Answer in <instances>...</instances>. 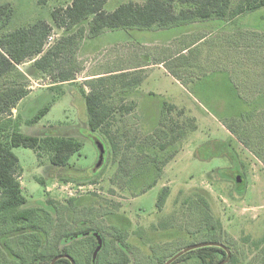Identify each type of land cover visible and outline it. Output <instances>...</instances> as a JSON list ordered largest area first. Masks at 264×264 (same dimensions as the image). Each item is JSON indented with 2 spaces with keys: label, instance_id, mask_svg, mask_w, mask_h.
I'll return each mask as SVG.
<instances>
[{
  "label": "rangeland",
  "instance_id": "1",
  "mask_svg": "<svg viewBox=\"0 0 264 264\" xmlns=\"http://www.w3.org/2000/svg\"><path fill=\"white\" fill-rule=\"evenodd\" d=\"M70 1L0 0L13 7L0 33L37 19L51 22L50 11ZM123 1L128 0H108L105 9ZM52 33L54 40L45 48L65 35L55 26ZM85 35L72 58L73 83L54 84L32 70L31 61L17 66L29 90L12 110V118L19 116L18 129L72 136L82 146L61 168L45 153L37 157L30 148H12L26 197L20 209L32 214L9 223L11 231L22 234L0 239V264H10L9 251L18 260L43 250L68 255L74 264H163L180 250L212 239L235 256V264H264V95L257 94L264 85V7L167 29ZM132 65L142 77L137 91L116 92L109 99L137 102L139 121L134 113H116L113 126L119 134L156 125L164 119L163 105L173 118L160 127L168 138L150 147L155 162H163L154 184L150 162L137 154L141 148L118 157L104 129L90 131L86 124L85 80ZM246 100L250 112H239ZM45 105L44 116L26 123ZM98 144L103 146L99 163ZM192 256L171 264H193Z\"/></svg>",
  "mask_w": 264,
  "mask_h": 264
},
{
  "label": "trees",
  "instance_id": "2",
  "mask_svg": "<svg viewBox=\"0 0 264 264\" xmlns=\"http://www.w3.org/2000/svg\"><path fill=\"white\" fill-rule=\"evenodd\" d=\"M107 1L71 0L70 3L50 11L51 22L37 19L31 24L21 25L0 33V239L2 241L17 238L22 234L20 231H11L9 223L22 222L32 214L29 209H20V206L26 203V197L22 193L19 181V160L12 148L19 146L30 148L37 157L45 153L51 165L61 168L69 163L71 156L82 146L81 142L72 136L57 134L37 136L23 133L18 129L19 116L17 114L12 118V110L29 93L28 86L24 83L26 74L19 70L17 67L19 64L31 61L32 70L39 71L43 76H50L56 85L66 82L73 83L76 66L72 58L86 36L85 32L90 37H96L103 32L114 30L167 29L195 21L230 19L264 7V0H145L143 3L128 0L119 3L112 11H107L105 9ZM12 15L13 7L10 3L0 4V28L8 25ZM53 26L58 29L63 28L65 35L61 36L52 46L45 48ZM116 71L115 73L109 71L103 76L85 80L84 85L89 88L88 91L83 86L81 87L87 110V127L90 131L104 129L106 140L111 142V151L118 157L120 153L126 157L132 154L135 148H141V152L137 154L146 156L150 162L147 165L150 169L148 174L154 173L151 181L154 184L158 177L156 173L159 172L157 167H161L163 162L159 164L158 161L155 162L152 155L154 150H150V147L154 148L158 139L162 141L168 138V132L161 130L160 127L165 124L166 120L173 118L167 106L163 105L161 113L164 119L158 120L156 125L153 124L154 122L146 124L149 127L153 124L150 128L139 125V131L133 127L134 129L130 128V131L125 130L119 134V128L114 127L118 118L115 116L116 113L119 116L134 113L132 117L135 121H139L137 113L134 112V110L138 111V103L129 101L128 104L117 103L119 104L117 105L114 99L109 98L116 92L137 91L136 88L141 84L142 77L132 72L134 70ZM261 86L257 87V94L264 95V85ZM248 90L249 86H246V94ZM246 102L247 100L242 103L243 108L239 112H250ZM170 108H172L171 105H169ZM48 109L49 106L45 105L27 119L26 123L37 122ZM165 113L168 114L166 118ZM125 121L127 122L125 126L129 125L128 119ZM262 123L264 124V121ZM144 127L147 128L143 129ZM126 128L128 129V126ZM117 138L123 146L120 152L118 151L121 147L118 146V142L116 144ZM161 149H164V146H161ZM235 183L239 185L236 180ZM210 241L217 242L216 239ZM41 253L30 258L21 257L18 260H15L14 252L9 251L7 256L10 264H50L56 256L60 255L58 252L46 254L44 250ZM191 254L194 255L192 256L193 264L236 263L235 256L231 254L228 257L223 248L203 246L189 250L169 264L181 258L190 257ZM53 264L72 263L68 258L61 257Z\"/></svg>",
  "mask_w": 264,
  "mask_h": 264
},
{
  "label": "water",
  "instance_id": "3",
  "mask_svg": "<svg viewBox=\"0 0 264 264\" xmlns=\"http://www.w3.org/2000/svg\"><path fill=\"white\" fill-rule=\"evenodd\" d=\"M98 147V163L101 161L102 159V155H103V146L102 144H98L97 145ZM236 180L239 182L240 181V177L237 176L236 177ZM203 246H218V247H221L223 248L224 250H226L227 252V256L229 257V251L228 249L221 243H218V242H206V243H201V244H195V245H192V246H189V247H186L182 250H180L178 253H176L173 257H171L169 260H167L165 263L163 264H169L170 262H172L175 258H177L178 256L182 255L183 253L189 251V250H192V249H195V248H198V247H203ZM61 257H65V258H68L72 264H74L73 260L68 256V255H58L56 256L51 262L50 264H53L57 259L61 258ZM221 264V263H220Z\"/></svg>",
  "mask_w": 264,
  "mask_h": 264
},
{
  "label": "crops",
  "instance_id": "4",
  "mask_svg": "<svg viewBox=\"0 0 264 264\" xmlns=\"http://www.w3.org/2000/svg\"><path fill=\"white\" fill-rule=\"evenodd\" d=\"M194 24V23H193ZM108 31H106V32H103V33H101V34H99L98 36H96V37H100L101 35H104L105 33H107ZM159 65H160V62L158 63ZM137 68H139V67H135V66H130V67H128V68H125L124 70H134V69H137ZM95 74V73H94ZM97 74V73H96Z\"/></svg>",
  "mask_w": 264,
  "mask_h": 264
},
{
  "label": "built area",
  "instance_id": "5",
  "mask_svg": "<svg viewBox=\"0 0 264 264\" xmlns=\"http://www.w3.org/2000/svg\"><path fill=\"white\" fill-rule=\"evenodd\" d=\"M54 36L55 34H50L47 38V41H46V46H48L53 40H54Z\"/></svg>",
  "mask_w": 264,
  "mask_h": 264
}]
</instances>
